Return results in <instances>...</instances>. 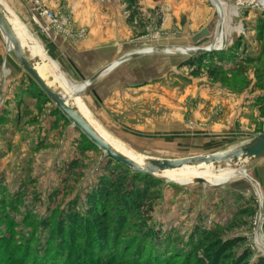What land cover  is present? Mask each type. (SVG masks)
<instances>
[{"label": "rangeland", "instance_id": "obj_1", "mask_svg": "<svg viewBox=\"0 0 264 264\" xmlns=\"http://www.w3.org/2000/svg\"><path fill=\"white\" fill-rule=\"evenodd\" d=\"M121 4L127 31L137 42L123 57L139 58L144 54L134 55L154 50L148 56L154 80L147 92L137 88L129 98L124 92L109 106L94 99L89 105L82 101L92 121L137 154L153 159L225 154L264 134V2L261 9L216 7V43L224 38L222 28L226 45L240 38L246 48H239L245 56L238 59L235 71H218L215 76L207 67L187 65L193 55L181 51L183 45L148 41L163 36L160 9L153 16L145 11L137 15L128 1ZM175 30L171 34L176 35ZM163 46L169 47L167 52L155 51ZM197 47L201 48H186ZM44 104L32 105L18 116L17 107L9 111L0 103V264H32L37 257L39 262L41 257L52 262L59 255L55 247L62 260L72 252L78 262L91 229H100L103 237L92 246L93 259L106 260L112 251L118 252L112 264H158L159 258L164 261L160 264H209L214 250L206 247L216 237L231 240L229 253L250 250L253 259L264 257V224L263 229L256 225L264 203L260 207L257 202L262 192L252 174L264 156L250 163L246 174L218 183L206 178L200 182L199 177L177 183L157 174L159 198L152 219L129 213L113 242H103L115 226L107 216L114 183L120 174L134 178L139 172L108 158L67 118L55 120L51 128ZM35 108L45 113L42 119L30 112ZM235 185L243 193L234 191ZM148 228L162 232L159 244L143 240ZM183 251L191 262L180 255Z\"/></svg>", "mask_w": 264, "mask_h": 264}, {"label": "crops", "instance_id": "obj_2", "mask_svg": "<svg viewBox=\"0 0 264 264\" xmlns=\"http://www.w3.org/2000/svg\"><path fill=\"white\" fill-rule=\"evenodd\" d=\"M36 1L0 0V4L25 51L37 62L39 71L55 85L57 82L52 76H56L55 79L63 84L56 86L64 95L69 97L62 87H74L78 90L75 93H79L92 77L110 66L83 90L79 98L85 105L93 104L94 99L98 105L109 106L124 92L129 98L131 90L138 88L147 92L152 86L155 68L148 58L154 50H148L139 58L123 57L132 51L131 47L137 46V42L131 40V33L127 31L121 0H42L63 21L61 30L50 29L47 32L44 28L49 27L50 22L37 15ZM138 5L142 6V13L145 11L152 16L159 9L162 12L163 36L160 39L148 38L151 44H179L185 48L189 45L205 48L217 42L219 23L216 21V10L220 9V5L226 9L245 10L237 5L236 0H138ZM174 30L177 31L176 35L171 34ZM81 31H86L87 35L79 37ZM220 35L224 38H221L223 46L219 51L227 50L233 43L226 45L227 37L225 39L222 29ZM123 58L126 59L119 63ZM139 75L142 78L137 83ZM45 97L10 50L0 29V103L7 109L17 107L20 116L28 107H36L41 101L44 102ZM42 107H49V111L45 114L35 108L30 112L39 119L47 115L45 118L53 122L51 128L55 120L64 118L51 100L45 101ZM252 174L260 182L256 180L264 201V159L253 167ZM233 190L244 191L237 185L233 186Z\"/></svg>", "mask_w": 264, "mask_h": 264}, {"label": "trees", "instance_id": "obj_3", "mask_svg": "<svg viewBox=\"0 0 264 264\" xmlns=\"http://www.w3.org/2000/svg\"><path fill=\"white\" fill-rule=\"evenodd\" d=\"M126 1H128L130 5L133 6L131 7V9L134 8L133 14H137V15L142 14V12L139 11V5L137 4L138 0H126ZM242 45L244 46L243 48H246L245 43L243 44V40L238 38L236 40V43L231 47H229L227 50L213 51L211 53L193 55L192 56L193 60H189L187 62V65L191 67L194 66L196 68L207 67L208 69H210L209 72L211 76H215L218 71L228 72L232 69L235 71L236 70L235 68L238 66L239 60L241 61V59H243L245 56L242 54L240 55L241 50L239 48L242 47ZM225 64H229V66L227 65L226 67ZM48 100H50L48 97H45L43 99L44 103L45 101ZM136 174L137 175H135L134 178L128 177L127 175L124 174H120L117 183H114L113 185L114 196L113 199L111 200L112 205L108 209L110 211H108L107 216L110 219H112L110 223L115 224V226L112 229L113 230L112 233H107L105 235V241L103 242H108L110 238L112 239L111 242H113L114 234L116 232L118 233V231L120 230L119 228L124 225V223L126 222V217L129 213H137L139 215H142L144 218H146V221L152 219V214L155 212L156 202L159 198L158 191H155L156 188L158 187L159 182L152 175H145L139 173ZM112 224H110V227L112 226ZM216 230H214L211 233H214ZM143 232H144L143 240H146L147 242H151V243L155 242L154 245L159 244L158 242L162 241L163 239L161 231H156L155 229L148 228V229H144ZM100 233H101L100 229H91V232L85 234L86 246L88 249L87 248L83 249V251L79 255L78 262H74L73 259L71 258L72 252L68 253V255L62 260L60 257L61 254L60 248L55 247L59 255L56 258L52 257L54 261L46 262L41 257L40 260L41 262H39V258L37 257L32 264H112L116 261L117 255L119 254L118 252L112 251L113 253L111 252V255H109L110 258H107L106 260L99 258L93 259L95 254H93L94 251L92 249V246L96 243L95 240L97 241L99 240L98 242L101 243L102 242L101 239H103ZM103 233H105V231ZM60 241H62V238H60ZM228 241L229 242L227 241L224 242L217 237L211 240L208 247H206L208 248V252L214 250V253H211L210 255L209 264H215V263L219 264V262L220 264L221 263L240 264V262L242 261H244L242 264H264V257L253 259V256L251 255L252 252L249 249H248L249 251L245 250L243 253H239L236 255L227 252L228 249L234 246V244L230 243L231 240ZM84 251H87V253H85ZM180 255L185 260L189 259L188 252L185 253V251H183L182 254ZM62 256L64 257L63 254ZM189 260L191 262L192 258ZM16 262L17 264H26L23 261L19 262L16 260ZM161 262H164L163 258H159L157 263L160 264ZM7 264H10V261Z\"/></svg>", "mask_w": 264, "mask_h": 264}, {"label": "water", "instance_id": "obj_4", "mask_svg": "<svg viewBox=\"0 0 264 264\" xmlns=\"http://www.w3.org/2000/svg\"><path fill=\"white\" fill-rule=\"evenodd\" d=\"M0 29L5 35L10 50L15 54L20 64L23 66L25 71L30 75L33 82L38 85L40 90L55 104V107L60 111L64 117H66L91 143L99 150L103 151L108 158L116 161L119 164L127 166L135 170L136 172L155 176V173L160 170H169L181 167L189 163H210V162H224L228 160H234L237 158H251L259 157L264 155V134L256 136L251 143L245 146L238 147L225 154H208L198 155L178 159H149L146 163L140 165L134 160L126 157L115 151L109 143L103 139L99 133L92 127V125L73 107L71 104L72 97L60 94L48 80L43 77L33 62L30 61L26 54L25 48L23 47L13 25L9 21L7 14L0 4ZM216 43L211 47L205 48H185L188 50V54L197 55L203 53H211L213 51H219L216 48ZM169 47H156L155 51L165 50L168 51ZM145 53H137L134 56L142 55ZM126 58L119 61L122 62ZM111 67V66H110ZM110 67H107L92 77L87 83L84 89L79 93H76V97L82 95L83 90L89 87L100 75L107 71ZM200 182H205L204 179H199Z\"/></svg>", "mask_w": 264, "mask_h": 264}, {"label": "bare ground", "instance_id": "obj_5", "mask_svg": "<svg viewBox=\"0 0 264 264\" xmlns=\"http://www.w3.org/2000/svg\"><path fill=\"white\" fill-rule=\"evenodd\" d=\"M263 2H264V0H263ZM219 8L222 11L223 7L221 5L219 6ZM222 14H223L222 17L224 18V13L222 12ZM222 32H223V29H222ZM216 45L217 46L222 45V42L216 43ZM180 50L188 52V50L185 48H183V49L180 48ZM26 54L28 55L27 52H26ZM30 56L28 55L30 61L33 62L37 68V62L35 60H33L32 57H30ZM115 64H117V62L114 63L112 66H114ZM53 70H54V68H53ZM43 77H45V76L43 75ZM52 77L57 82V84L63 85L60 80L55 79V78H57L56 76H52ZM47 80L51 84V86H53L60 94L64 95L61 92V90L57 87L58 86L57 84H56L57 85L56 86L54 83H52V81L50 79H47ZM66 87H68V85H66ZM69 87H70V85H69ZM62 89L64 90V92L69 97L70 96L72 97V100L70 102L73 105V107L92 125V127L99 133V135L103 139H105L115 151H117L118 153L125 155L126 157L134 160L135 162H137L140 165L146 163L149 159H151V158H147L143 155L137 154L136 152H134L133 150L128 148L126 145H124L121 141L110 136L100 125H98L94 121H92L88 117L86 111L83 108L82 100L79 97L75 96L76 95L75 92H78L77 89H75L74 87L73 88L72 87L71 88L62 87ZM263 156L251 157V158H237L234 160H228V161L216 162V163H214V162H210V163H206V162L189 163V164L183 165V166L178 167V168L157 171L155 173V176L157 174H160V175H162V176H164V177H166V178H168L174 182H177V183H187L189 181H192V179L198 178V177H199V179L206 178L207 180L209 179V181L211 180V181L218 183L220 181L228 179V177H230V176L232 177V176H235V175L240 174V173L246 174L247 167L249 166V164L252 163L255 159L263 157Z\"/></svg>", "mask_w": 264, "mask_h": 264}, {"label": "built area", "instance_id": "obj_6", "mask_svg": "<svg viewBox=\"0 0 264 264\" xmlns=\"http://www.w3.org/2000/svg\"><path fill=\"white\" fill-rule=\"evenodd\" d=\"M237 5H239L242 8L245 9H261L263 7V0H236ZM36 13L40 17H45L50 22V26L44 28V30L47 32L50 29L54 30H61L62 29V18L58 16L54 11H52L49 7H47L42 1L37 0L36 1ZM79 37H84L87 35L86 31H81V33L78 34ZM259 199L260 207H263V199L262 197H257V202ZM264 224V209L262 208L261 215L259 217V222L256 223L257 229H263L262 225Z\"/></svg>", "mask_w": 264, "mask_h": 264}]
</instances>
